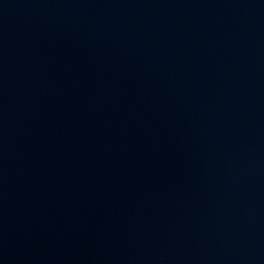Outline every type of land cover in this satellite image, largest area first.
I'll return each mask as SVG.
<instances>
[{"label":"water","instance_id":"obj_1","mask_svg":"<svg viewBox=\"0 0 264 264\" xmlns=\"http://www.w3.org/2000/svg\"><path fill=\"white\" fill-rule=\"evenodd\" d=\"M0 264H264V0H0Z\"/></svg>","mask_w":264,"mask_h":264}]
</instances>
